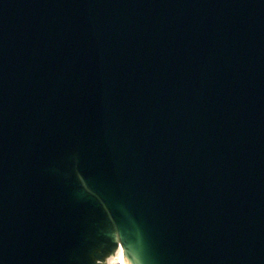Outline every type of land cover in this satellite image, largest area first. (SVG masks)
Wrapping results in <instances>:
<instances>
[{
  "label": "water",
  "instance_id": "obj_1",
  "mask_svg": "<svg viewBox=\"0 0 264 264\" xmlns=\"http://www.w3.org/2000/svg\"><path fill=\"white\" fill-rule=\"evenodd\" d=\"M119 251L264 264V0H0V264Z\"/></svg>",
  "mask_w": 264,
  "mask_h": 264
},
{
  "label": "bare ground",
  "instance_id": "obj_2",
  "mask_svg": "<svg viewBox=\"0 0 264 264\" xmlns=\"http://www.w3.org/2000/svg\"><path fill=\"white\" fill-rule=\"evenodd\" d=\"M116 263L125 264L121 251H119L116 256L111 257L108 262V264H116Z\"/></svg>",
  "mask_w": 264,
  "mask_h": 264
}]
</instances>
